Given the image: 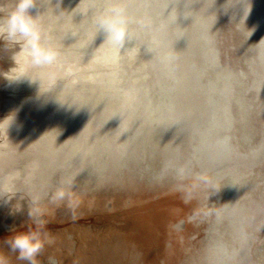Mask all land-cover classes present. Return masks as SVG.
<instances>
[{"label":"bare ground","instance_id":"bare-ground-1","mask_svg":"<svg viewBox=\"0 0 264 264\" xmlns=\"http://www.w3.org/2000/svg\"><path fill=\"white\" fill-rule=\"evenodd\" d=\"M83 1L37 0V8L31 10L32 15H38L50 43L61 45L59 41L65 38L63 41L73 43L74 49L66 51L59 46L57 62L35 70L40 83L7 85L6 101L0 103V111L5 113L0 119L2 209L12 204L16 210L25 205L27 212L29 208L43 212L39 205L53 198L58 189H64L69 199L80 187L100 186L113 175L126 172L136 176L150 173L157 178L164 172L185 176L194 171L195 155L201 161L207 159L216 174V185L228 177L225 172L229 168L239 167L240 173L259 164L257 157L250 161L232 156V152L238 154L229 144L233 135L226 133L232 127L227 96L234 90L228 93L223 85L234 82L237 72L221 62L214 37L221 19L213 15L212 7L217 5V10L224 11L221 1L199 0V9L194 0H119L128 19L126 39L121 45L107 41L93 22L107 7V0H102L98 9H92V0L78 7V2ZM242 1L237 0L238 11L247 21L244 28L252 27L249 35L260 52L253 64L264 69V0H256L259 6ZM12 2L2 0L0 6L10 7ZM126 59L134 64L128 69L137 73L131 82L126 78L130 75ZM81 61L91 62L90 72L82 78L76 75ZM99 61L102 65L97 69ZM67 73L72 75L73 86L63 90ZM209 73L216 83H210L213 76ZM259 78L260 73L256 77L258 89L264 85ZM79 79L83 82L81 88L75 84ZM35 85L41 98L28 102L22 90ZM197 88L206 104L198 117L187 102ZM64 112L70 116L62 117ZM10 114H14V120L8 127ZM232 118L237 120L235 115ZM159 135H165L162 149L154 143ZM188 144L190 148L186 150ZM258 146L262 160L264 142ZM154 161L163 163L162 168H157ZM203 173L200 170L198 175ZM10 195L15 197L11 202ZM246 197L247 194L229 193L223 217L229 219L238 246L234 244L233 250L222 241L215 243L211 264H250L247 213L255 208L259 229L262 220L257 216L262 208L254 200L242 203Z\"/></svg>","mask_w":264,"mask_h":264},{"label":"rangeland","instance_id":"rangeland-1","mask_svg":"<svg viewBox=\"0 0 264 264\" xmlns=\"http://www.w3.org/2000/svg\"><path fill=\"white\" fill-rule=\"evenodd\" d=\"M194 1L195 6L198 5L201 9L202 0ZM216 1H221L224 6V11L217 10V5L212 7L213 15L222 20L218 29H214L221 62L227 65L228 70L237 72L234 82L228 81L223 85L227 86L225 90L228 93L231 89L234 90V94L227 96L232 127L226 133L231 137L233 135L234 139L229 144L238 155L234 152L231 154L238 159L250 161H255L257 157L259 164L240 173H237L239 167L229 168L225 172L229 173L228 177L216 185L214 169L207 159L203 158L201 161L198 158L200 156L195 155L192 164L195 165L194 171L185 176L180 172H174V175L164 172L158 178L150 173L139 177L126 172L113 175L110 181L100 186L88 189L80 187L77 196L69 199L66 197L62 201H54L51 197L43 205H39L44 208V231L50 236L51 243L45 245L38 257V264H211L210 254L216 246L215 243L222 241L227 249L233 250L234 244L238 246L233 239L235 231L229 225V219L223 217L229 193L247 194L248 198L242 199V203L254 200L262 208L257 216L262 220L259 229L255 208H250L251 212L247 213L249 229L246 235L251 237L252 245V258L249 263L264 264V156L259 160L260 152L257 151L260 148L258 145L264 142V85L258 89L256 79L260 73L259 80H262L261 84L264 83V69L253 64L260 52L256 49L257 42H253L249 35V31H253L252 27L244 28L248 24L244 23L247 21L238 11L237 0ZM243 1L248 6L257 4L256 0H251V3H248L250 0ZM1 3L2 0L0 5ZM89 3L90 0L78 2V7L87 6ZM101 3L102 0H92V9L100 8ZM240 22L243 27L238 24ZM63 40L59 41L61 45L52 43L56 49L59 46L66 51L74 49L73 43L68 44ZM9 55L0 51V68L6 70L11 66ZM197 59L200 61V58ZM212 59L215 60V57ZM131 62L126 59L127 70L131 64L134 66ZM101 65L102 62L99 61L97 69ZM89 66L90 61H81L77 65L76 75L82 78L88 74L91 70ZM133 66L130 69H134ZM249 70L252 71L251 75L247 73ZM130 72L128 75L131 76L126 78L131 79V82L137 73ZM209 75L213 76L212 73ZM211 81L216 83L214 76L210 78V83ZM72 83V75L67 73L63 79V90L71 89ZM75 84L78 88L83 87L81 79L75 81ZM7 85L9 83L0 78V103L6 101ZM37 86H27L22 90L27 95L28 102L33 103L41 98ZM201 93V90H195L190 94V99H187L190 110L194 113L196 111L197 117L206 109ZM202 113L205 114L204 111ZM4 114L0 111V119L5 117ZM234 115L237 120L232 118ZM61 116L68 118L70 115L64 112ZM194 116L195 114L191 118L196 117ZM164 138L165 135L155 137L157 148L162 149ZM195 144L198 146L197 139ZM185 146L186 150L187 147L190 148L189 144ZM157 156L161 158V155ZM154 164L159 169L163 166V163L158 165L156 161ZM200 170L205 173L198 175ZM9 197L11 202L13 197ZM14 208V205L9 204L7 209H2L0 202V250L8 255L10 264H24L8 252L2 240L12 229L24 230L31 223L25 205L19 210ZM257 209L258 206L256 211Z\"/></svg>","mask_w":264,"mask_h":264},{"label":"clouds","instance_id":"clouds-1","mask_svg":"<svg viewBox=\"0 0 264 264\" xmlns=\"http://www.w3.org/2000/svg\"><path fill=\"white\" fill-rule=\"evenodd\" d=\"M33 8H37V0H13L10 7L0 8V51L9 53L11 60V66L6 70L0 68V78L10 85L24 81L40 83L35 70L50 67L58 60L59 53L50 43L38 15L31 14ZM93 22L98 32L105 33L111 44L121 45L125 41L128 19L119 0H107V7L94 17ZM9 116L8 127L14 120V114ZM67 195L64 189H58L53 200L62 201ZM41 217L39 210L29 208V226L24 230L14 228L2 239L8 252L24 264H38V257L45 245L51 243ZM0 264H10L3 250H0Z\"/></svg>","mask_w":264,"mask_h":264},{"label":"flooded vegetation","instance_id":"flooded-vegetation-1","mask_svg":"<svg viewBox=\"0 0 264 264\" xmlns=\"http://www.w3.org/2000/svg\"><path fill=\"white\" fill-rule=\"evenodd\" d=\"M42 211H44V209ZM41 213H42V217L41 218L45 221V216H44L43 212H41Z\"/></svg>","mask_w":264,"mask_h":264}]
</instances>
